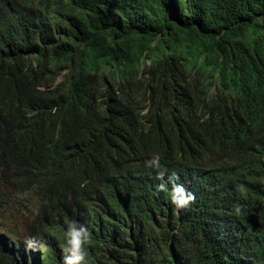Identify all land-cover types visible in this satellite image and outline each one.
Wrapping results in <instances>:
<instances>
[{
    "label": "clouds",
    "instance_id": "1",
    "mask_svg": "<svg viewBox=\"0 0 264 264\" xmlns=\"http://www.w3.org/2000/svg\"><path fill=\"white\" fill-rule=\"evenodd\" d=\"M83 1L88 8L94 9L91 2L101 6L104 14L117 6L129 10L120 21L137 30L154 20L153 7L164 12L188 8V0H104L103 4L99 0H0V100L11 114L8 123L0 125V170L13 166L20 175L33 153L77 138L94 152L108 156V149L111 157L116 156L114 168L131 174L142 199L156 189L167 191L160 184L167 183L175 214L194 202V177L205 182L197 188L200 198L209 190L213 197L244 210L240 195L255 191L264 198V95L239 92V96L232 86L222 88L217 74L207 88L197 83L210 80L201 73L163 74L174 57L168 49L160 55L153 77L149 67L143 69L150 60L139 61L136 82L121 74V62L99 67L103 47L71 37V24L83 10L77 2ZM189 3L206 12L201 4ZM54 40L70 43L67 59L47 53ZM82 61H90L97 73L78 85L71 71ZM238 127L261 133L249 139L235 132ZM183 133V142H173ZM136 137L150 138V142H137ZM253 146L259 153L253 152ZM228 148L250 152L241 163L223 160L222 169L202 160ZM162 152L173 158L167 171L159 162ZM76 167L79 170L73 165L67 171V180L64 170L62 175L49 173L47 186L29 185L25 215L10 217L17 222L9 231L16 232L11 236L0 232L12 242L7 246L6 264H117L106 244L114 246L127 228L102 212L99 202L105 191L93 190L92 177L75 172ZM70 178L76 182L69 183ZM234 217L238 214L217 220L227 230ZM247 226L251 239L261 240L260 226Z\"/></svg>",
    "mask_w": 264,
    "mask_h": 264
},
{
    "label": "trees",
    "instance_id": "2",
    "mask_svg": "<svg viewBox=\"0 0 264 264\" xmlns=\"http://www.w3.org/2000/svg\"><path fill=\"white\" fill-rule=\"evenodd\" d=\"M103 2L99 0V4ZM189 2L201 4L206 12L193 8ZM90 5L94 9L88 8L86 1L77 2L83 10L71 24V37L77 41L87 39L94 46L103 47L104 54L100 52L98 56L102 61L99 67L121 62V74L136 82L139 61L150 60L149 66L143 65V69L149 67L147 72L153 77L160 55L168 49L174 57L163 74L201 73L210 77L209 81L197 80L204 88L217 74L216 82L222 88L232 86L239 96H242L240 93L264 95V0H188V10L184 12L172 9L164 12L153 7L154 20L143 30L120 21L123 19L120 16L129 13L121 6L104 14L101 6L93 2ZM47 53L67 59L71 45L54 40ZM71 72L73 82L81 85L97 70L90 61H82ZM7 109L10 108L0 100V125L11 118ZM235 132L249 139L261 133L253 128L239 127ZM184 136L185 133L173 142H183ZM135 140L150 142V138L145 137ZM251 149L259 153L255 147ZM106 151L109 157L82 146L77 138H69L33 153L20 175L13 166L3 172L0 170V213H9L10 217L20 213L23 217L27 211L25 192L29 185L42 182L47 186L49 173L62 175L64 170L67 180V171L75 165L79 167V170L74 169L75 172L85 178L92 177L94 183L90 186L93 190L102 188L105 191L99 202L102 212L127 228L114 246L109 242L106 244V250L117 264H264V223L261 224L264 222V198L261 193L254 191L240 195L246 204L244 210L220 196L213 197L209 190L200 198L197 188L205 182L194 177L191 182L194 202L181 208L185 211L175 214L167 183H160L167 191L156 189L155 193L142 199L131 174L119 173L113 162L117 157H111L109 150ZM249 152L248 148L242 153L234 148L217 149L214 156L202 160L211 168L222 169V162L241 163ZM158 156L162 169L166 170L172 156L166 152ZM68 181L76 182L73 178ZM246 186L249 187V183ZM236 214L238 217L228 221L227 230L223 222L217 220L219 217L228 220ZM4 224L2 222L0 227ZM247 224L260 226L257 232L261 240L251 239V228ZM11 232L16 231L11 229ZM11 243L8 236L0 235V264H6L7 246Z\"/></svg>",
    "mask_w": 264,
    "mask_h": 264
},
{
    "label": "rangeland",
    "instance_id": "3",
    "mask_svg": "<svg viewBox=\"0 0 264 264\" xmlns=\"http://www.w3.org/2000/svg\"><path fill=\"white\" fill-rule=\"evenodd\" d=\"M2 222H5V224L2 227H0V232L7 233L9 236H11L12 233L9 231V228H11V227H9V226L11 225L12 227H14V224H16L17 220L16 219L13 221L10 220V214L9 213H0V224ZM20 231H21V229H20ZM13 237H14V235H13Z\"/></svg>",
    "mask_w": 264,
    "mask_h": 264
}]
</instances>
